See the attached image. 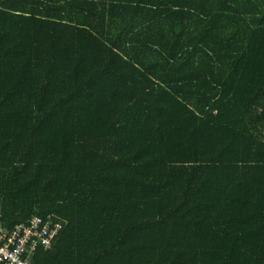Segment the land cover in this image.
I'll return each instance as SVG.
<instances>
[{
    "label": "trees",
    "instance_id": "16d2710c",
    "mask_svg": "<svg viewBox=\"0 0 264 264\" xmlns=\"http://www.w3.org/2000/svg\"><path fill=\"white\" fill-rule=\"evenodd\" d=\"M34 264H264V0H0V233Z\"/></svg>",
    "mask_w": 264,
    "mask_h": 264
},
{
    "label": "built area",
    "instance_id": "2783aa9c",
    "mask_svg": "<svg viewBox=\"0 0 264 264\" xmlns=\"http://www.w3.org/2000/svg\"><path fill=\"white\" fill-rule=\"evenodd\" d=\"M62 224L49 216L35 217L0 233V264H34L39 249L49 250Z\"/></svg>",
    "mask_w": 264,
    "mask_h": 264
}]
</instances>
